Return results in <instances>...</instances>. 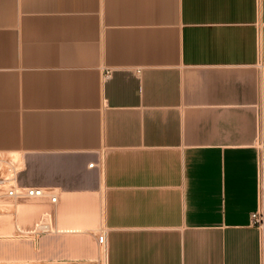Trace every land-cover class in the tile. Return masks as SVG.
Returning a JSON list of instances; mask_svg holds the SVG:
<instances>
[{
	"label": "crops",
	"instance_id": "0c3cea01",
	"mask_svg": "<svg viewBox=\"0 0 264 264\" xmlns=\"http://www.w3.org/2000/svg\"><path fill=\"white\" fill-rule=\"evenodd\" d=\"M261 146L264 0H0V159L105 264H264Z\"/></svg>",
	"mask_w": 264,
	"mask_h": 264
},
{
	"label": "rangeland",
	"instance_id": "374dc122",
	"mask_svg": "<svg viewBox=\"0 0 264 264\" xmlns=\"http://www.w3.org/2000/svg\"><path fill=\"white\" fill-rule=\"evenodd\" d=\"M0 161L1 171L9 173L12 169V171L17 172L18 184L25 186L20 183L19 179L20 172L18 169L22 167L20 158L13 155L9 156L6 161L1 159ZM61 201L62 198L53 203L50 198L13 199L0 196V264L102 263V256L105 255L106 249L99 242L105 231L102 219H98L97 226L84 229L83 233L80 234L62 231L66 229L56 226L57 214L49 210L47 205L49 203V205L57 207ZM29 203L45 206L37 213L19 211V207ZM90 203V207L94 210L96 206L98 208L100 206L99 200L96 205ZM74 205L83 204L74 203ZM70 236L72 238L85 237V251H77L76 253L74 247L68 242ZM88 249L95 251L90 254L87 252Z\"/></svg>",
	"mask_w": 264,
	"mask_h": 264
},
{
	"label": "built area",
	"instance_id": "2783aa9c",
	"mask_svg": "<svg viewBox=\"0 0 264 264\" xmlns=\"http://www.w3.org/2000/svg\"><path fill=\"white\" fill-rule=\"evenodd\" d=\"M90 165H94L91 163ZM258 193L259 203L251 214L252 223L255 224L264 234V204L262 201L264 193V146L259 147L258 153ZM1 171L0 169V196L13 199H32V198H50L55 203L58 201V195L51 188L38 186H20L18 184L17 172ZM99 242L106 247L105 235L101 236ZM93 264V263H90Z\"/></svg>",
	"mask_w": 264,
	"mask_h": 264
},
{
	"label": "bare ground",
	"instance_id": "6f19581e",
	"mask_svg": "<svg viewBox=\"0 0 264 264\" xmlns=\"http://www.w3.org/2000/svg\"><path fill=\"white\" fill-rule=\"evenodd\" d=\"M35 199H38V198H35ZM42 199H45V198H42ZM20 206H21V204H20ZM45 205H43V204H33V203H29V204H25V205H23V206H21V207H19V211H23V212H30V213H37V212H39L41 209H42V207H44ZM67 206V205H66ZM68 207V206H67ZM66 207V208H67ZM18 210V209H17ZM55 210V209H54ZM61 212V211H60ZM69 212V211H68ZM65 213H66V211H65ZM26 214V213H25ZM29 214V213H28ZM27 214V215H28ZM68 214H70V213H68ZM35 215H37V214H35ZM89 215H90V213H89ZM19 216V215H18ZM20 217H21V215H20ZM29 217V216H28ZM31 217V216H30ZM77 217V216H76ZM75 217V218H76ZM90 217V216H89ZM91 218V217H90ZM77 219V218H76ZM20 220V219H19ZM21 220H22V218H21ZM23 220H25V219H23ZM74 221V222H73ZM72 222L73 223H75V222H77V220L75 221V220H72ZM64 223V222H63ZM72 223V225H71V227L70 228H67V229H69L68 231H76V232H82L84 229H88V228H91V227H95V224H82V222L80 223V222H77V223H75V224H73ZM91 223V222H90ZM2 224V223H1ZM4 224V223H3ZM88 225V226H87ZM5 227H7V226H5ZM67 229H66V231H67ZM63 231V230H62ZM71 237V236H70ZM70 237H68L69 238V243H70V245H72L73 247H74V249H75V252L77 253V251H85V242H86V239H85V237H83V236H78V237H74V238H70ZM87 251V250H86ZM94 251L95 250H89L88 249V251L87 252H89L90 254H92V253H94ZM103 257V261H102V263L101 264H105V255L104 256H102ZM62 264V263H61ZM63 264H90L89 262H81V263H63Z\"/></svg>",
	"mask_w": 264,
	"mask_h": 264
}]
</instances>
